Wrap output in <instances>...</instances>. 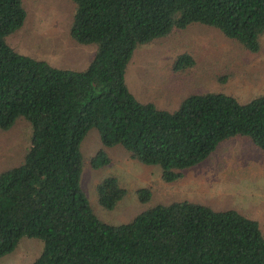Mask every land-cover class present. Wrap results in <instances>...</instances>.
<instances>
[{
  "label": "trees",
  "instance_id": "trees-1",
  "mask_svg": "<svg viewBox=\"0 0 264 264\" xmlns=\"http://www.w3.org/2000/svg\"><path fill=\"white\" fill-rule=\"evenodd\" d=\"M70 39L94 45L81 71L20 54L7 38L25 24L23 0H0V131L31 127L18 165L0 172V259L22 238L43 243L32 264H264V234L235 210L189 201L157 204L127 223L95 215L81 185V144L96 130L102 146L93 169L122 147L132 161L158 167L174 183L223 142L244 138L264 153V94L242 103L225 93L190 94L173 111L139 102L125 74L133 52L175 30H219L249 53L260 51L264 0H70ZM194 66L189 55L172 66ZM111 211L126 196L116 177L96 186ZM147 203L150 193L138 191Z\"/></svg>",
  "mask_w": 264,
  "mask_h": 264
},
{
  "label": "rangeland",
  "instance_id": "rangeland-1",
  "mask_svg": "<svg viewBox=\"0 0 264 264\" xmlns=\"http://www.w3.org/2000/svg\"><path fill=\"white\" fill-rule=\"evenodd\" d=\"M23 5L26 21L7 38L11 48L61 69L81 71L89 65L95 46L78 45L68 34L74 12L70 0H23ZM260 45L258 53H249L217 29L191 25L139 46L128 63L125 82L139 102L167 111L176 110L190 94L225 93L245 103L264 94V35ZM185 54L193 59L194 66L174 72L175 59ZM30 137L31 127L23 119L9 131H0V172L20 163ZM100 149L98 133L91 130L81 144V185L101 220L119 225L157 204L189 201L214 210H235L257 221L264 234V153L248 140L223 142L206 161L184 171L174 183H164L157 166L132 161L120 146L104 149L110 163L95 170L90 159ZM113 176L126 196L108 211L98 202L96 186ZM142 189L150 193L147 203L138 196ZM42 248L40 240L22 238L0 264H32Z\"/></svg>",
  "mask_w": 264,
  "mask_h": 264
}]
</instances>
